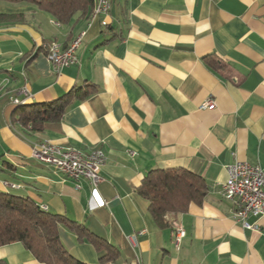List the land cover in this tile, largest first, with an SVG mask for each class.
Returning <instances> with one entry per match:
<instances>
[{"label": "crops", "instance_id": "crops-1", "mask_svg": "<svg viewBox=\"0 0 264 264\" xmlns=\"http://www.w3.org/2000/svg\"><path fill=\"white\" fill-rule=\"evenodd\" d=\"M0 15L1 192L83 226L117 253L106 264H264V217L258 231L244 230L222 197L227 165L264 171V0H111L104 29L90 18L60 25L28 4L0 3ZM82 33L78 65L54 74L48 45ZM86 86L95 92L72 97L40 133L11 121L18 105ZM207 97L214 110L200 109ZM43 140L102 151V182L76 189L35 160ZM170 169L200 176L208 190L160 228L137 188L150 171ZM174 227L185 233L177 246ZM57 232L70 255L99 264L85 238L63 224ZM0 264L42 263L14 242L0 247Z\"/></svg>", "mask_w": 264, "mask_h": 264}, {"label": "trees", "instance_id": "trees-1", "mask_svg": "<svg viewBox=\"0 0 264 264\" xmlns=\"http://www.w3.org/2000/svg\"><path fill=\"white\" fill-rule=\"evenodd\" d=\"M0 3L28 4L60 25H71L78 20H89L94 0H0ZM6 17L0 15V20ZM207 58L213 61L211 57ZM207 58L204 59L206 63ZM81 90L72 89L49 103L18 105L11 121L26 131L40 133L45 124L60 120L72 97L82 99L95 92L89 86ZM207 190L200 176L183 169H170L150 171L141 181L137 193L148 201L154 223L166 228L172 226L168 216L184 214L191 203L200 204ZM61 224L74 232L78 240L85 238L94 246L100 253L99 264L112 262L117 257L112 247L88 233L83 226L46 213L28 198L0 191V247L18 242L42 264H84L61 245L57 232Z\"/></svg>", "mask_w": 264, "mask_h": 264}, {"label": "built area", "instance_id": "built-area-1", "mask_svg": "<svg viewBox=\"0 0 264 264\" xmlns=\"http://www.w3.org/2000/svg\"><path fill=\"white\" fill-rule=\"evenodd\" d=\"M110 11L111 0H98V9L90 23L98 22L101 28H106ZM83 37L84 33L78 44L69 50H60L55 42L48 45L46 58L54 74H58L64 68L78 65L77 52ZM17 103L18 101L15 102ZM215 107L214 99L207 97L200 109L214 110ZM31 156L50 167L51 162H60V169L54 171L72 180L76 189H79L78 183L82 180L87 181L94 188L102 182L100 171L106 157L100 150L89 152L88 158H80V150L64 148L43 140L33 145ZM225 172L226 180L222 186V197L234 206V221L244 230L258 231V221L264 217V171L257 165L235 162L227 165ZM184 236L185 233L180 227H174L173 239L176 246Z\"/></svg>", "mask_w": 264, "mask_h": 264}, {"label": "bare ground", "instance_id": "bare-ground-1", "mask_svg": "<svg viewBox=\"0 0 264 264\" xmlns=\"http://www.w3.org/2000/svg\"><path fill=\"white\" fill-rule=\"evenodd\" d=\"M97 9H98V0H94L93 10H92V14H91L90 19H93L94 18ZM79 39H80V36L77 37L76 39H74L68 46H66L64 48L59 45V49L60 50H69V49H72V48H74L78 44ZM33 158L35 160H37L36 157H33ZM80 158H88V154L83 153L82 151H80ZM51 166L54 167L55 169H60V162H51Z\"/></svg>", "mask_w": 264, "mask_h": 264}]
</instances>
